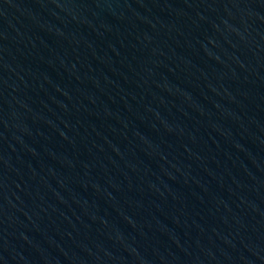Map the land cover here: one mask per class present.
<instances>
[{
	"label": "water",
	"instance_id": "water-1",
	"mask_svg": "<svg viewBox=\"0 0 264 264\" xmlns=\"http://www.w3.org/2000/svg\"><path fill=\"white\" fill-rule=\"evenodd\" d=\"M0 264H264V0H0Z\"/></svg>",
	"mask_w": 264,
	"mask_h": 264
}]
</instances>
